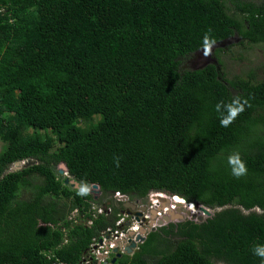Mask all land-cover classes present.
Masks as SVG:
<instances>
[{
    "label": "trees",
    "instance_id": "16d2710c",
    "mask_svg": "<svg viewBox=\"0 0 264 264\" xmlns=\"http://www.w3.org/2000/svg\"><path fill=\"white\" fill-rule=\"evenodd\" d=\"M209 29L218 63L190 67ZM234 39L264 44V0H0V264H81L120 221L115 203L99 219L94 205L154 192L216 213L160 229L118 264H264L252 253L264 244V79L229 78ZM236 96L251 107L222 127L215 105ZM61 163L103 199L78 196Z\"/></svg>",
    "mask_w": 264,
    "mask_h": 264
},
{
    "label": "clouds",
    "instance_id": "9594fccd",
    "mask_svg": "<svg viewBox=\"0 0 264 264\" xmlns=\"http://www.w3.org/2000/svg\"><path fill=\"white\" fill-rule=\"evenodd\" d=\"M216 43H217L216 39L211 35V29H209V31L206 32L204 34L203 38H202V47H201V49L203 51L204 56L207 57V56L212 55L213 48L216 45ZM246 107H251V104H250L249 100L246 99V98L242 99L239 96L234 97L227 104H225L223 101L217 103L215 105V111L219 114V119H220L221 126L225 127V128L229 127L239 117V115L246 110ZM62 164L63 163H61L60 165H62ZM227 164H228V166L231 169V175L233 177L237 178V179H239L241 177H244V176H246L248 174V168H247L246 162L242 159V156H241V154L238 151L231 153L227 157ZM118 165H119V161L117 160V166ZM69 172H70V170H69ZM70 176H71V173H70ZM72 186H74V185H72ZM95 186H98V185H95ZM93 188H94L93 185L89 184L88 182L82 181L80 183L79 187L77 188V195L80 196V197H87L90 194L91 195L95 194V191L92 192ZM99 192H100V194H98V195L97 194H95V196L92 195L96 202H99L100 200L103 199L102 190L100 189ZM117 194H119V193H117ZM117 194H115V196H113V197L108 199V200L111 201V202L108 203V206L94 205V209L96 211V217H98V219H99V216H103V215L112 216V214H114V211L112 209V204L113 203H115V205L120 210V214H119L120 221L118 222V224L120 222H122V220L124 219V215L127 214L128 216H132V215H129V210L130 209H127L125 207L126 205L124 206V204H121L120 201L117 200ZM172 201H173V198H172ZM131 203L134 204L133 201H131ZM188 203H190V202H188ZM99 212H103L102 215ZM162 213H164V211ZM165 215H167V214H165ZM186 220H189V219H186ZM127 221L129 223L127 226H122V228H121V227H119L117 225V227H118V229L121 228L122 232L125 235L128 232L132 231L131 234L134 233L136 235L135 236L137 238L136 241L134 240V241H132L130 243L127 237L124 238V239H121L120 242L117 243L119 245L118 248H116L115 250L111 251L109 256H103V254H99L101 249L99 248L98 245H102L103 244V242H104L103 234L106 232L105 231L98 239L94 240V243H93V245L90 248V251L87 252V254L85 255V259L83 260V262L81 264H113V261L118 257L119 254L122 255V258L123 257H131V258H133L135 256L136 252H138V250L140 249V247L147 242V239H148V237L151 234L149 236L148 235L145 236L146 242H144V243L138 242V237L140 236L141 232H140V234H137V232L134 230L135 226L132 224V222L130 220H127ZM84 223L89 225V223H87L85 220H84ZM89 226H91V225H89ZM167 227H169V226H167ZM161 229H163V228H161ZM114 232H116V231H114ZM68 243H69V240L66 241V245ZM134 243L137 244V248L134 249L133 252L130 254L127 251V249L130 248L132 246V244H134ZM116 251H118L119 253L116 254ZM252 253H253L254 256L259 257L262 261H264V244H259L258 243V244L253 245ZM119 260L120 259H118V261ZM54 264H66V263H60V262L57 261V262H54ZM116 264H118V262Z\"/></svg>",
    "mask_w": 264,
    "mask_h": 264
},
{
    "label": "rangeland",
    "instance_id": "374dc122",
    "mask_svg": "<svg viewBox=\"0 0 264 264\" xmlns=\"http://www.w3.org/2000/svg\"><path fill=\"white\" fill-rule=\"evenodd\" d=\"M222 45H223L222 47H226V48L230 47L232 49V51H233V54H229L230 56H227V54L223 53V61L225 63V66L223 68L228 73L229 78H232L235 75L248 74L250 71L256 70L257 73L259 74V78L260 79H264V44L259 45V46H255V47H250L248 45L243 46V45H241V41L240 40H235L234 39V40H230V41H228V42H226V43H224ZM212 63H218L216 58L214 57V55H210V56L206 57V56H204L203 51H202L201 53L196 55V57L191 62V66L190 67L200 68V65H201V67H205L206 65H209V64H212ZM30 132L34 133L35 129H31ZM41 133L44 134V131H41ZM5 146H6V142L4 141L2 136H0V154L5 149ZM21 162H23V164L27 163V161H21ZM20 167L22 168V167H24V165L21 164ZM57 169L59 170V174L62 175L64 177V179H65V176H68V173H67L68 171L67 170L65 171L64 175L60 173V171L63 170V166L59 165L57 167ZM11 171L12 172H17L18 170L15 169V166H12L10 168L9 172H11ZM100 189H101V187H100ZM28 190L29 189H27V190L22 192L24 197H26L24 199H28L27 198V194L32 191V189H31V191H28ZM92 195L95 196V194H92ZM170 195H172V194L154 192V193H151L149 195V197L145 198L144 201L135 200V199H132L130 197L131 200L134 202V204L131 203V200L128 197L129 198V203H131V204H133V205H135L137 207L136 211L129 210V212L135 213V214H139V212L142 211L141 208L143 206L144 207L150 206L149 209L144 214V217H148L150 215L151 207H153V208L155 207V202H156L155 200L156 199H154V198H157V197L161 196L162 198H165V200H170V199H172V196H170ZM175 201H177L179 203L183 202V200H181L180 198L175 199ZM140 204H143V205H140ZM171 205L172 204H170V207H173ZM186 206H188V205H186ZM161 207H162V203H161ZM212 211L214 212V215H215L216 212L213 209H212ZM259 212H261V211H259ZM196 213H200L201 215L205 216V221L207 219L213 217V215L211 217L206 216L204 214V212H202L200 210H196ZM186 219H187V217L184 218L183 220H174L170 224H172V223L178 224V223H181V222L185 221ZM199 223H201V222H199ZM167 226H169V225H167ZM153 229H157V230L153 231ZM160 229H161V227H159L158 225L152 226L149 229L150 232H149L148 236L150 234L157 233L158 231H160ZM131 232L132 231H130V232H128L126 234V237L128 238L130 243L132 241H134V240H137L136 237H132L131 236Z\"/></svg>",
    "mask_w": 264,
    "mask_h": 264
},
{
    "label": "water",
    "instance_id": "95a60500",
    "mask_svg": "<svg viewBox=\"0 0 264 264\" xmlns=\"http://www.w3.org/2000/svg\"><path fill=\"white\" fill-rule=\"evenodd\" d=\"M216 47V46H215ZM213 48V52L214 49ZM212 52V53H213ZM38 162L37 161H27V163L23 162H18L16 163L15 169L22 170L23 168H28L32 165H36ZM22 165H24V167H20ZM61 166H63V170L60 171L61 174H65V171L67 170L68 175L69 176H65V180H66V184H71L76 186L77 188L80 185V182L77 181L76 179H74L72 176H70V172H69V167L66 163H63ZM100 187L99 186H94V188L92 189V192L95 191V194H100L99 192ZM172 196L173 199H177L180 198L182 200H184L185 202H187V200L179 195H170ZM155 199H159L160 202H162V208L159 207L157 209H152V217H153V223L151 226L154 225H158L161 228H165L167 227V225H169L172 221L174 220H183L184 218L188 217L187 219L192 220V221H198V222H204L205 221V216L201 215L200 213H194V210H200L202 212H204V214L208 217H211L212 215L214 216V212L212 211L211 208L206 207L205 205L199 204V203H195V202H190L188 203V206H185V204H177V207H179V209L177 211L173 210L171 208V211H169V214L165 215V217H163L162 219L158 220L160 217V213H162L163 211H165L167 208H169L170 204L172 203V199L170 200H164L163 198H161V196L155 198ZM127 209H130L132 211H136L137 207L133 204H129L125 206ZM190 207V209L188 208ZM144 212H146L148 210V207H145L142 209ZM261 210V209H259ZM129 215H132L131 212H129ZM142 214H138V217H142ZM157 229H153V231H156ZM150 230H142L140 236L138 237V242H146V238L145 236H147L149 234ZM132 237H135L136 235L134 233L131 234ZM137 248V244L134 243L132 244V246L130 248L127 249V251L131 254L133 252L134 249ZM119 252L116 251V254H118ZM122 255L119 254L118 257L113 261V264H116L118 262V259H121Z\"/></svg>",
    "mask_w": 264,
    "mask_h": 264
},
{
    "label": "built area",
    "instance_id": "2783aa9c",
    "mask_svg": "<svg viewBox=\"0 0 264 264\" xmlns=\"http://www.w3.org/2000/svg\"><path fill=\"white\" fill-rule=\"evenodd\" d=\"M129 198H128V196L126 197V196H124L122 194H117V200L120 201L121 204H124V206L130 204L129 203ZM130 200H131V198H130ZM155 201H156L155 202V207L154 208L151 207V209H150L151 211H152V209H157L158 207H161V202L159 201V199H156ZM140 205H143V204H140ZM186 205H188V203ZM149 207L150 206H148V209H149ZM143 208H145V207L143 206L141 208V210ZM169 208H168V210L166 209L164 213H160V217H159L158 220L162 219L165 216V214H168L169 211L171 210V208L173 209L174 207H171L170 209ZM177 209L178 208H175L174 210L177 211ZM151 211H150V215L148 217H144L145 212L142 210L141 212H139V214L143 215L140 218L138 217V214H135V213H132V216H128L126 214V215H124V219L122 220V222H120L118 224V226L121 227V228H122V226H127L129 224L127 220H130L132 222V224L135 226L134 230L137 232V234H140V232L142 230H148V229H150L152 227L151 225L153 223V217H152V214H151L152 212ZM99 213L102 215L103 212H99ZM89 225L92 226L93 222H89ZM121 228L116 230V232H114L113 230H109L108 232H105L103 234L104 242H103L102 245H98L99 248L101 249L99 254H103V256H109L111 251H113L116 248H118L119 245L117 243H119L121 239L126 238V235L122 232Z\"/></svg>",
    "mask_w": 264,
    "mask_h": 264
},
{
    "label": "bare ground",
    "instance_id": "6f19581e",
    "mask_svg": "<svg viewBox=\"0 0 264 264\" xmlns=\"http://www.w3.org/2000/svg\"><path fill=\"white\" fill-rule=\"evenodd\" d=\"M165 199V198H164ZM182 200V199H181ZM174 201H175V199H173V201H172V205L171 206H173V207H175V205L174 204H176V203H174ZM185 202V201H184ZM178 204H180V203H178ZM186 202H185V206H186ZM177 205V204H176ZM159 208V207H158ZM178 208V207H177ZM188 208H190V207H188ZM173 209H175V208H173ZM168 210V209H167ZM196 212V210H194V213Z\"/></svg>",
    "mask_w": 264,
    "mask_h": 264
},
{
    "label": "crops",
    "instance_id": "0c3cea01",
    "mask_svg": "<svg viewBox=\"0 0 264 264\" xmlns=\"http://www.w3.org/2000/svg\"><path fill=\"white\" fill-rule=\"evenodd\" d=\"M115 259V258H114Z\"/></svg>",
    "mask_w": 264,
    "mask_h": 264
},
{
    "label": "flooded vegetation",
    "instance_id": "af4514ba",
    "mask_svg": "<svg viewBox=\"0 0 264 264\" xmlns=\"http://www.w3.org/2000/svg\"><path fill=\"white\" fill-rule=\"evenodd\" d=\"M201 66V65H200Z\"/></svg>",
    "mask_w": 264,
    "mask_h": 264
}]
</instances>
